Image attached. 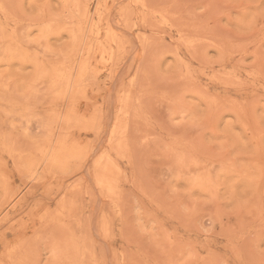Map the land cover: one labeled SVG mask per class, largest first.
<instances>
[{
  "label": "rangeland",
  "instance_id": "obj_1",
  "mask_svg": "<svg viewBox=\"0 0 264 264\" xmlns=\"http://www.w3.org/2000/svg\"><path fill=\"white\" fill-rule=\"evenodd\" d=\"M0 264H264V0H0Z\"/></svg>",
  "mask_w": 264,
  "mask_h": 264
},
{
  "label": "bare ground",
  "instance_id": "obj_2",
  "mask_svg": "<svg viewBox=\"0 0 264 264\" xmlns=\"http://www.w3.org/2000/svg\"><path fill=\"white\" fill-rule=\"evenodd\" d=\"M51 218V217H50ZM46 219V218H45ZM47 221V220H46ZM56 221V220H55ZM44 223H46V222H44ZM18 255V254H17Z\"/></svg>",
  "mask_w": 264,
  "mask_h": 264
}]
</instances>
